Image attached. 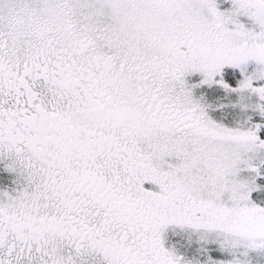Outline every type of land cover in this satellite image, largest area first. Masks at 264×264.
I'll return each instance as SVG.
<instances>
[{
  "label": "snow or ice",
  "instance_id": "6c2138e0",
  "mask_svg": "<svg viewBox=\"0 0 264 264\" xmlns=\"http://www.w3.org/2000/svg\"><path fill=\"white\" fill-rule=\"evenodd\" d=\"M0 264H264V0H0Z\"/></svg>",
  "mask_w": 264,
  "mask_h": 264
}]
</instances>
